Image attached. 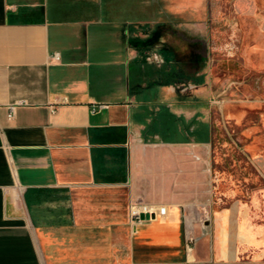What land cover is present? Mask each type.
Segmentation results:
<instances>
[{
    "label": "crops",
    "instance_id": "obj_1",
    "mask_svg": "<svg viewBox=\"0 0 264 264\" xmlns=\"http://www.w3.org/2000/svg\"><path fill=\"white\" fill-rule=\"evenodd\" d=\"M202 2L0 0V264H264V191L244 187L264 177L262 145L238 139L255 170L242 180L218 175L213 147L217 120L240 131L264 115L234 110L264 103L259 13L239 47L255 99L214 115L200 83L184 101L161 72L179 65L167 36L195 39ZM137 200L167 212L133 223Z\"/></svg>",
    "mask_w": 264,
    "mask_h": 264
},
{
    "label": "rangeland",
    "instance_id": "obj_2",
    "mask_svg": "<svg viewBox=\"0 0 264 264\" xmlns=\"http://www.w3.org/2000/svg\"><path fill=\"white\" fill-rule=\"evenodd\" d=\"M209 1V2H208ZM264 0H204L202 6L198 8L197 16L195 19L198 21V30L195 33V39L198 44L196 52L203 56L199 63H191L184 67L187 74L194 75V78L204 80L199 84L200 89L204 94V99L208 97L213 98L215 101L214 115H222L220 107L222 100L227 99H255L253 93H248L245 88H240L243 85V80L246 72L239 69V65L243 64L241 59L239 47L242 43H248L246 35L248 31L254 30V25L250 24L255 12L259 14L256 16L257 21H262L260 25L264 29ZM208 3V5H207ZM184 19H187L186 13L183 14ZM184 25V27H186ZM191 26V25H190ZM186 31V30H185ZM185 33V32H184ZM183 33L180 35L169 34L167 36V45H176L180 48V53H189L190 44L195 42V39H189ZM197 34V35H196ZM248 37V36H247ZM187 57V56H185ZM214 61V69H213ZM174 71V70H170ZM182 68L179 65L177 69L169 76H165V80L174 83L178 80L181 85L179 88L183 93V100L189 101L194 84V78L186 77L181 74ZM228 71V72H227ZM212 76V77H211ZM208 78H211L210 87L207 88ZM196 90V88H195ZM209 90V91H207ZM250 90V89H249ZM253 92V91H250ZM235 93V94H234ZM238 106V104H235ZM239 106L242 107L241 104ZM264 103L253 104L250 107H235V111L239 113L249 114V112L263 111ZM244 126L239 129L232 124H228L222 119L216 121V133L213 139V147L216 159V169L218 168V175L223 176V172L234 177L236 180L251 176L254 169L248 162L251 158L250 154H243L239 149V141L243 144H254L256 139L257 143L262 145L261 156L264 159V115H247ZM250 125L256 126L259 131L256 134L247 132L246 137H240L241 131ZM234 129V130H233ZM230 130V135L228 131ZM244 134V132H243ZM239 139V141H238ZM229 143V144H228ZM254 155V153H252ZM248 162L247 168H239V163ZM262 178V176H261ZM245 190H262L264 191V177L262 181L255 185L244 183Z\"/></svg>",
    "mask_w": 264,
    "mask_h": 264
},
{
    "label": "trees",
    "instance_id": "obj_3",
    "mask_svg": "<svg viewBox=\"0 0 264 264\" xmlns=\"http://www.w3.org/2000/svg\"><path fill=\"white\" fill-rule=\"evenodd\" d=\"M198 39H195V42L190 44V52L187 54L185 53H179V52H175L173 50V48H171V46H168L166 45V50L167 52H169L171 54V56L169 55L168 53V60L170 59V57H172L173 60H176L177 64H179L182 68V71H181V74L184 75V76H188V77H192L194 78V75H190V74H187L184 70V67H186L187 65L189 64H195V62L199 63L200 61H203L202 58L203 56L200 55L198 52H196V47L195 45L197 46V42ZM187 56V57H185ZM178 65V66H179ZM176 70L177 67L175 66H172L170 69H167L165 71H161L162 74H164L165 76L166 75H170L172 72L174 71H170V70ZM195 82H198V83H201L203 80H200L198 78H194L193 79ZM160 115H163V112H161ZM168 115H173L172 113H169ZM183 130L184 132H188V135H185L184 136V139H187L190 137V132H191V122H187V121H183ZM195 131H193L195 134H196V138H198L199 140H207L208 139V133H209V126L207 123H199L198 124V127L194 129Z\"/></svg>",
    "mask_w": 264,
    "mask_h": 264
},
{
    "label": "built area",
    "instance_id": "obj_4",
    "mask_svg": "<svg viewBox=\"0 0 264 264\" xmlns=\"http://www.w3.org/2000/svg\"><path fill=\"white\" fill-rule=\"evenodd\" d=\"M55 57H58L55 55ZM16 104L10 106L8 116L11 118L14 115ZM167 212V206L164 204L147 203L141 200L131 202L129 205V216L133 223L142 222L156 218L158 215H163Z\"/></svg>",
    "mask_w": 264,
    "mask_h": 264
}]
</instances>
